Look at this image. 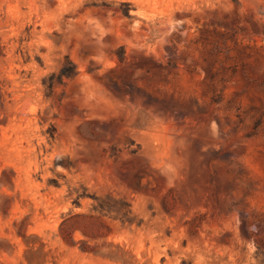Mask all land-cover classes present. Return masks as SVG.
<instances>
[{"label":"rangeland","instance_id":"rangeland-1","mask_svg":"<svg viewBox=\"0 0 264 264\" xmlns=\"http://www.w3.org/2000/svg\"><path fill=\"white\" fill-rule=\"evenodd\" d=\"M0 264H264V0H0Z\"/></svg>","mask_w":264,"mask_h":264},{"label":"trees","instance_id":"trees-1","mask_svg":"<svg viewBox=\"0 0 264 264\" xmlns=\"http://www.w3.org/2000/svg\"><path fill=\"white\" fill-rule=\"evenodd\" d=\"M75 72H76V68H75V65H74V68L70 72H68L66 75H72Z\"/></svg>","mask_w":264,"mask_h":264}]
</instances>
